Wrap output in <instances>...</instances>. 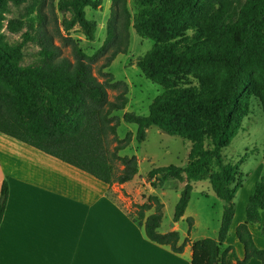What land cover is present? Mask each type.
<instances>
[{
    "label": "trees",
    "instance_id": "16d2710c",
    "mask_svg": "<svg viewBox=\"0 0 264 264\" xmlns=\"http://www.w3.org/2000/svg\"><path fill=\"white\" fill-rule=\"evenodd\" d=\"M47 0H0V20L9 2L16 5ZM139 10L133 18L127 0H113L103 46L89 56L71 41L73 62L60 56L52 38L39 35L40 63L21 66L22 48L27 35L16 46L0 41V134L20 144L78 169L104 185H123L138 174L139 162L119 153L130 146L132 135L119 139L121 121L136 125L135 139L142 143L147 130L181 138L188 144L185 166L155 167L147 173L153 188L169 181L185 183L174 209L178 222L190 201L192 182L207 177L215 196L224 202L216 239L191 243V264H264V249L254 242L249 226L260 223L264 213V178L258 181L245 206V220L235 229L243 250L239 259L232 246H225L235 217L234 198L242 188L238 168L223 162L221 151L227 147L247 116L252 96L264 99V89L253 86L250 71L264 83V0H244L238 10L229 12L223 5L201 34L205 0H133ZM159 1L160 6L149 7ZM99 0H62L61 12H70L65 30L78 26L88 41H94L97 24L88 20L85 9L97 10ZM224 15V16H223ZM18 23V22H17ZM16 23V24H17ZM139 37L151 39L154 46L136 66L146 79L162 88L145 116L125 112L128 87L106 70L129 44L128 29ZM15 26V25H14ZM200 29V31H199ZM191 32L188 35L185 33ZM105 55L93 74L92 65ZM189 77L199 81L190 85ZM200 80L206 82L202 86ZM108 90L117 94L112 101ZM210 167L216 171L208 175ZM9 188L0 187V225L7 206ZM163 205L150 196L136 206V223L146 238L182 253L190 242L181 241L177 231L158 232ZM154 212L148 216L146 212ZM189 229L193 220L188 219Z\"/></svg>",
    "mask_w": 264,
    "mask_h": 264
},
{
    "label": "rangeland",
    "instance_id": "374dc122",
    "mask_svg": "<svg viewBox=\"0 0 264 264\" xmlns=\"http://www.w3.org/2000/svg\"><path fill=\"white\" fill-rule=\"evenodd\" d=\"M60 1L62 0H47L43 5L37 1H28L19 5L11 2L7 4L6 11L0 20V41L12 47L20 44L25 35L34 39L23 45L19 63L21 66H37L40 63V47L37 39L42 33L50 36L53 45L59 49L60 56L71 62H73L71 41L77 43L89 56L103 46L113 0H99L101 5L97 10L85 9L86 18L97 24L94 41L86 40L77 25L70 30H65L64 21L70 19L71 13L60 11L58 7ZM205 2L206 15L200 23L202 35L207 33L206 28L222 9L224 3L227 10L233 12L238 10L244 0H205ZM126 3L130 17L133 18L139 7L133 0H127ZM157 6H160L159 1L153 2L149 7ZM190 33L187 32L185 35ZM128 36L129 44L126 54L117 56L106 70L116 81H122L128 87V105L124 111L115 114L119 118H122L125 112L138 116L147 115L151 102L163 93L162 88L146 79L136 66L138 59L152 49L154 41L139 37L132 28V23L128 29ZM104 59L105 55L92 65L93 74L96 77H98L97 69ZM249 74L253 86L259 89V92L263 90L264 83L261 78L254 71H250ZM99 80L102 81L101 78ZM189 82L193 86L199 85V81L193 77H189ZM200 83L204 87L207 86L203 80H200ZM116 94L115 91L108 90L109 100L112 101ZM136 129V125L121 121L117 136L122 140L128 133L132 135L130 146L119 155L134 156L139 162L138 174L129 183L111 185L115 189L109 192V196L117 203L125 205L136 223H138L136 206L147 203L150 196L157 197L163 205V217L158 230L160 234L177 231L183 240L185 238L189 241L204 238L216 239L224 202L215 196L207 177L191 183L193 189L190 201L184 216L178 222H173L174 209L186 182L169 181L158 188H153L147 178V173L155 167L185 166L188 158V144L181 138L167 135L155 127L149 128L145 141L138 143L135 139ZM1 138L9 139L0 134ZM16 143L23 149L37 153L38 157H48L35 149ZM221 155L224 163L237 166L238 178L242 182V188L234 198L235 217L225 246H232L236 254L239 252L243 256L242 247L235 237V229L237 223L245 220V206L255 184L264 178V99L259 96L251 97L249 111L243 119L240 130L231 143L222 149ZM214 171L216 167H210L208 175ZM153 212L152 209L145 215L148 216ZM188 219L193 220L191 229H189ZM249 229L256 245L264 249V213L261 222L249 226Z\"/></svg>",
    "mask_w": 264,
    "mask_h": 264
},
{
    "label": "crops",
    "instance_id": "0c3cea01",
    "mask_svg": "<svg viewBox=\"0 0 264 264\" xmlns=\"http://www.w3.org/2000/svg\"><path fill=\"white\" fill-rule=\"evenodd\" d=\"M51 158L0 139V187L9 188L0 264H191L195 240L180 254L150 242L109 196L114 187Z\"/></svg>",
    "mask_w": 264,
    "mask_h": 264
}]
</instances>
